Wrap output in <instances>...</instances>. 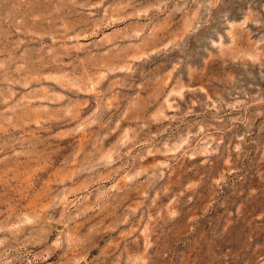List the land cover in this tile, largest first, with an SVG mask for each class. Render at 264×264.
Segmentation results:
<instances>
[{
    "label": "rangeland",
    "instance_id": "rangeland-1",
    "mask_svg": "<svg viewBox=\"0 0 264 264\" xmlns=\"http://www.w3.org/2000/svg\"><path fill=\"white\" fill-rule=\"evenodd\" d=\"M0 264H264V0H0Z\"/></svg>",
    "mask_w": 264,
    "mask_h": 264
}]
</instances>
